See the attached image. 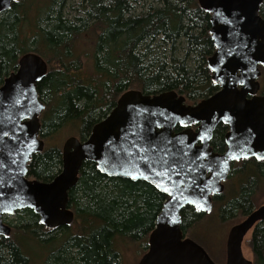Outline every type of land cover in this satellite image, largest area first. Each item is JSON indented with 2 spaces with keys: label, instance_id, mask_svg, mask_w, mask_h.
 I'll return each instance as SVG.
<instances>
[{
  "label": "trees",
  "instance_id": "trees-1",
  "mask_svg": "<svg viewBox=\"0 0 264 264\" xmlns=\"http://www.w3.org/2000/svg\"><path fill=\"white\" fill-rule=\"evenodd\" d=\"M72 7V0H21L0 15L1 79L16 71L20 57L30 52L49 65L37 86L46 107L43 140L69 125L86 140L128 90L148 95L176 91L191 104L218 91L207 63L215 51L211 16L198 0H81L75 16ZM260 16L264 19V4ZM227 130L224 125L216 129L211 143L215 152L226 150ZM61 169L62 149L45 146L32 158L28 176L49 182ZM262 186L264 160L233 163L224 193L213 197L212 212L222 223L247 217ZM165 201L146 182L111 178L95 163L84 162L69 192L73 224L48 230L29 209L5 217L12 234L0 237V264H33L34 246L49 248L43 264H121L117 240L145 243L147 251ZM206 216L186 207L184 235L193 238L192 230ZM249 246L253 263L264 264V222L253 230Z\"/></svg>",
  "mask_w": 264,
  "mask_h": 264
},
{
  "label": "water",
  "instance_id": "water-1",
  "mask_svg": "<svg viewBox=\"0 0 264 264\" xmlns=\"http://www.w3.org/2000/svg\"><path fill=\"white\" fill-rule=\"evenodd\" d=\"M19 1L0 0V15ZM198 3L211 16L215 51L207 63L218 91L195 104H188L187 98L176 91L157 95L126 91L86 140L70 137L65 141L61 172L49 182L28 176L32 158L45 150L41 115L46 107L37 86L47 76L49 65L40 55L30 52L20 57L16 71L0 77V191L6 193L0 197V237L12 234L4 217H13L24 209L32 210L48 230L71 226L75 213L69 206V192L77 185L84 162H92L103 175L143 181L166 196L148 237V249L138 264H217L201 245L184 235L182 211L192 207L211 213L213 197L224 193L232 164L264 160V95L260 82L264 68V19L260 9L264 0ZM157 123L161 126L157 127ZM133 124L150 127L151 139L172 141L173 148L187 153L186 160H196L195 170L189 172L195 184L185 178L180 186L179 181L169 183L165 176L157 187L158 178L148 173L145 162L138 159L144 153L131 149V138L125 136ZM220 125L228 127L223 153L215 152L211 146ZM179 127L183 130L177 131ZM4 131L9 133L7 138L3 137ZM157 171L162 169L157 166ZM164 187L169 191H163ZM262 222L264 205L231 228L225 264H254L245 258L243 244Z\"/></svg>",
  "mask_w": 264,
  "mask_h": 264
},
{
  "label": "rangeland",
  "instance_id": "rangeland-1",
  "mask_svg": "<svg viewBox=\"0 0 264 264\" xmlns=\"http://www.w3.org/2000/svg\"><path fill=\"white\" fill-rule=\"evenodd\" d=\"M79 4H81V0H72L73 10L71 11V16H75L77 11L79 14ZM188 103L191 104L190 102ZM78 135V128L74 125H69L63 128V130L52 139L44 140L45 146L46 148L56 146L62 149V146L68 138L77 137L80 139ZM254 202L255 209L264 205V186H262L257 192L254 197ZM245 218L222 223L216 214L211 212L207 214L204 220L192 230L193 238H190L201 245L215 263L225 264L228 234L233 226L242 222ZM251 235L252 233L246 237L243 244L244 256L249 260H253V254L249 246ZM43 247L46 249L42 248V251L41 249L37 250V246H34V255H32L33 264L44 263L45 255L47 254V251H49V248L47 246ZM28 249H31V247ZM117 249L121 256V264H138L146 251V244H140L138 242L129 243L124 240L122 241L121 239L117 240Z\"/></svg>",
  "mask_w": 264,
  "mask_h": 264
},
{
  "label": "snow or ice",
  "instance_id": "snow-or-ice-1",
  "mask_svg": "<svg viewBox=\"0 0 264 264\" xmlns=\"http://www.w3.org/2000/svg\"><path fill=\"white\" fill-rule=\"evenodd\" d=\"M241 83H243V81H241ZM227 119H230V117H225V120ZM0 123L3 122L0 121ZM156 126L160 127L161 125L157 123ZM150 132V127L142 128L139 125L133 124L125 133V136L131 138L129 140L131 149H137L144 153L139 156L138 159L145 162V169L148 173L158 178L160 183H157V187L161 186L165 176L169 183L179 181L180 186H182L185 178H187L191 184L194 185L195 179L189 175V172L195 170L196 160H186L185 157H187V153L183 149L173 148L172 141H163V143H161L160 140L151 139L149 135ZM8 136L9 133L4 131L3 137L7 138ZM131 149H126L125 151L130 153ZM0 151H2V149H0ZM197 159H199V157H197ZM12 163L15 164L16 161L12 160ZM157 166L162 169V171H157ZM141 175L144 179H148V175H144L143 173H141ZM163 191L168 192L169 189L164 187ZM5 195V192L0 191V197H4ZM41 223H43V221H41Z\"/></svg>",
  "mask_w": 264,
  "mask_h": 264
},
{
  "label": "flooded vegetation",
  "instance_id": "flooded-vegetation-1",
  "mask_svg": "<svg viewBox=\"0 0 264 264\" xmlns=\"http://www.w3.org/2000/svg\"><path fill=\"white\" fill-rule=\"evenodd\" d=\"M194 129H196V127H194ZM183 129H181L180 131H182ZM227 132H228V130H227ZM227 134V133H226ZM226 134H225V136H226ZM225 136H224V141H225ZM213 141V140H212ZM243 161V160H242ZM237 162H240V161H237ZM226 184V183H225Z\"/></svg>",
  "mask_w": 264,
  "mask_h": 264
},
{
  "label": "bare ground",
  "instance_id": "bare-ground-1",
  "mask_svg": "<svg viewBox=\"0 0 264 264\" xmlns=\"http://www.w3.org/2000/svg\"><path fill=\"white\" fill-rule=\"evenodd\" d=\"M19 62V61H18Z\"/></svg>",
  "mask_w": 264,
  "mask_h": 264
}]
</instances>
